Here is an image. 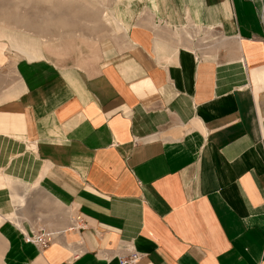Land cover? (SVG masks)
<instances>
[{"label": "crops", "instance_id": "1", "mask_svg": "<svg viewBox=\"0 0 264 264\" xmlns=\"http://www.w3.org/2000/svg\"><path fill=\"white\" fill-rule=\"evenodd\" d=\"M110 15L120 48L86 68L17 62L0 92L2 182L26 189L0 188L17 221L0 223L3 263L264 264V0ZM41 231L46 247L24 241Z\"/></svg>", "mask_w": 264, "mask_h": 264}, {"label": "rangeland", "instance_id": "2", "mask_svg": "<svg viewBox=\"0 0 264 264\" xmlns=\"http://www.w3.org/2000/svg\"><path fill=\"white\" fill-rule=\"evenodd\" d=\"M111 2L0 0V92L13 89L17 62L43 60L55 67L86 68L105 50L120 48V40L125 44V38L119 39L124 37L121 27L110 15ZM4 249L0 239V264Z\"/></svg>", "mask_w": 264, "mask_h": 264}, {"label": "built area", "instance_id": "3", "mask_svg": "<svg viewBox=\"0 0 264 264\" xmlns=\"http://www.w3.org/2000/svg\"><path fill=\"white\" fill-rule=\"evenodd\" d=\"M23 239L27 243H31L35 247L42 249L46 247V245L50 242L51 240V233L50 232H44L41 231L38 234H29L27 236L23 235ZM137 255L136 254H129L125 257H120L117 260V264H133L137 260Z\"/></svg>", "mask_w": 264, "mask_h": 264}, {"label": "bare ground", "instance_id": "4", "mask_svg": "<svg viewBox=\"0 0 264 264\" xmlns=\"http://www.w3.org/2000/svg\"><path fill=\"white\" fill-rule=\"evenodd\" d=\"M151 7V6H150ZM38 176V175H37ZM4 182L3 181V177L0 174V188H7V190L9 191V195L12 196L13 193L15 194V192H17L18 190H24V184L23 182H20L19 180L12 178L10 180L7 179V175H4ZM10 178V177H9ZM26 190V189H25ZM13 199V198H12ZM14 200V199H13ZM16 215V214H15ZM15 215L11 212L9 214H0V223L2 221H11V222H17ZM2 228V227H1Z\"/></svg>", "mask_w": 264, "mask_h": 264}]
</instances>
